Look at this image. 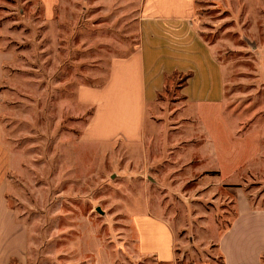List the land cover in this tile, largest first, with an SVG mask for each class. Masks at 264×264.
I'll list each match as a JSON object with an SVG mask.
<instances>
[{
    "label": "rangeland",
    "instance_id": "374dc122",
    "mask_svg": "<svg viewBox=\"0 0 264 264\" xmlns=\"http://www.w3.org/2000/svg\"><path fill=\"white\" fill-rule=\"evenodd\" d=\"M52 2L0 0V264H151L141 205L172 230L177 264H221L233 217L264 209V0H194L188 24L141 19L142 0ZM137 47L143 135L84 139L77 90ZM104 105V127H124L126 89Z\"/></svg>",
    "mask_w": 264,
    "mask_h": 264
},
{
    "label": "crops",
    "instance_id": "0c3cea01",
    "mask_svg": "<svg viewBox=\"0 0 264 264\" xmlns=\"http://www.w3.org/2000/svg\"><path fill=\"white\" fill-rule=\"evenodd\" d=\"M42 1L47 10L53 5L52 0ZM140 16L141 19L152 22L188 24L194 19V0H142ZM146 65V56L137 47L128 56L111 60L107 79L101 87H80L77 90V105L81 108H92L93 111L83 130L84 139L92 142H111L118 138L125 141L139 140L143 135L149 100ZM1 72L0 55V77ZM125 89L130 103L127 123L112 132L104 127L107 122L102 124L107 119L102 117H110L104 103L114 96L115 91ZM1 145L0 126V162ZM148 210L141 205L131 216L136 235L137 257L147 259L151 264H177L172 230ZM216 245L221 264H263L264 209L240 210L221 233Z\"/></svg>",
    "mask_w": 264,
    "mask_h": 264
}]
</instances>
